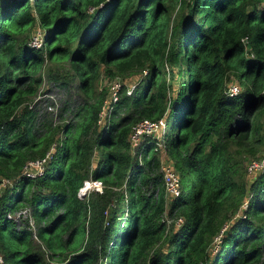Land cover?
I'll use <instances>...</instances> for the list:
<instances>
[{"label":"trees","instance_id":"16d2710c","mask_svg":"<svg viewBox=\"0 0 264 264\" xmlns=\"http://www.w3.org/2000/svg\"><path fill=\"white\" fill-rule=\"evenodd\" d=\"M35 25L43 48L29 43ZM45 59L78 75L84 97L68 122L28 105ZM101 65L141 75L98 123ZM262 112L264 0H0V177L11 181L0 190V264H264V164L247 186L238 172L242 151L264 142ZM160 116L181 187L168 200L155 139L129 140L139 118ZM53 142L42 173L25 175ZM87 177L101 191L79 197ZM20 207L35 237L12 217Z\"/></svg>","mask_w":264,"mask_h":264},{"label":"rangeland","instance_id":"374dc122","mask_svg":"<svg viewBox=\"0 0 264 264\" xmlns=\"http://www.w3.org/2000/svg\"><path fill=\"white\" fill-rule=\"evenodd\" d=\"M178 10L179 9L177 7V4H175L172 7L170 19L174 17V15L176 14ZM36 27L37 26L35 25L33 29L32 27L30 28L31 33L35 30ZM40 70H41V83L38 89L36 90L35 94L31 98H29L31 99L29 102H31L32 108L37 110L38 113H44L45 111L51 113V115L48 114L47 117L48 118L51 117V121H53L54 124H60L62 122H66V121L68 122L72 120L71 108L74 109L76 103L80 102L81 98L84 97L83 91L77 88L78 75L75 72H73V70L71 69L67 61L51 62L45 59L41 64ZM112 75H113V72L111 74L106 73L103 70V65H101L99 68L98 79L95 82L94 91L96 92V90L99 89V86H102L105 88V90H107L106 83H107V80ZM139 78H140V74L138 78H137V75L134 74V75H127L123 77L122 80H124V83L126 85H129L133 82L138 83ZM58 79L65 80V84H59ZM232 81L238 84V87H239V82L237 81V78L234 77L232 74H230L229 79L227 80V83L232 82ZM65 105L68 106V109H63ZM259 123H260V134L264 138V112H262L259 117ZM254 146L255 148H254L253 153H250L247 151H242L241 153V157H242L241 164L243 166V169L242 171L241 169H238V172L240 171L242 173L241 179H242V182H244L245 186L248 185L249 181L252 179V177L254 176V173L258 169L256 168L253 170H248L246 167L247 162L250 159L251 161L253 160L257 162V159H261L262 155L264 154V142L254 143ZM54 149H55V146L54 148L51 147L50 151H54ZM156 153L160 157L162 163L171 164L170 157L166 155L163 148L158 149ZM152 154H153V151L151 149L148 150L147 157L151 156ZM96 156L97 154L96 152H94L93 157H92V162H94ZM1 178L2 177H0V179ZM184 184H185V181L181 179V185L183 186ZM8 185H10V183H7L6 180L4 179L0 180V190L3 187L8 186ZM179 186H180V178H179ZM180 190H181V187H180ZM153 196L154 197L156 196L155 193ZM163 196L165 197L166 200H168L167 197L170 196L165 191V189L163 192ZM27 208L29 209V207ZM25 217L27 218V222L29 218L31 219V216L29 215V213L27 216H20L19 218H17L19 221H16L18 226L24 225ZM32 242L35 248H37L38 246V248L40 249L38 240L32 237ZM47 257L50 258L48 254H47Z\"/></svg>","mask_w":264,"mask_h":264},{"label":"built area","instance_id":"2783aa9c","mask_svg":"<svg viewBox=\"0 0 264 264\" xmlns=\"http://www.w3.org/2000/svg\"><path fill=\"white\" fill-rule=\"evenodd\" d=\"M29 43L37 48L44 47L43 32L39 26H37L35 30L30 34ZM145 71H146L145 69H142L141 73L143 74L145 73ZM135 84L136 82L126 85L120 75L118 74L112 75L107 80L106 95L102 99V103L97 113L96 121L98 123H101L103 121L105 115L112 106L113 102L118 98L120 89L123 88L125 93H130ZM101 87L102 86H99V88ZM238 88H239L238 84L232 81L227 83L225 91L228 94H234L235 92L238 91ZM28 105L31 106V102H29ZM165 130H166V124L163 116L157 118L141 117L131 127V131L129 134L130 146L131 148H134L140 143L141 139L144 136H151L155 139V146L153 147V149L157 151L158 149L163 148V142H164L163 136ZM54 146L55 143L53 142L42 157L26 160V162L23 165L22 172L29 177L40 175L44 169L46 162L49 160V158L54 152V151H50V148L51 147L54 148ZM263 164H264L263 157L261 159H257V162L253 160L251 161L250 159L247 162L246 167L248 170H253L256 168H260L261 166H263ZM160 168L162 171V182L165 191L170 196H175L179 194L180 192L179 178L173 166L171 164H164L161 162ZM1 179L6 180L7 183H11V181L7 178L2 177ZM101 188H102V183L99 179L87 177L82 180L81 185L78 187L77 195L79 197H83L88 191L90 190L101 191ZM28 213H29V209L27 207H20L14 212L12 217L17 219L20 216H27ZM7 215L10 216V214ZM181 221H182V217L177 216L174 219V224L178 225ZM28 223L32 229V235L35 237L32 218L28 219ZM217 239L218 236L214 237L211 250L212 249L214 250L216 248ZM1 261H2V257L0 253V262Z\"/></svg>","mask_w":264,"mask_h":264}]
</instances>
